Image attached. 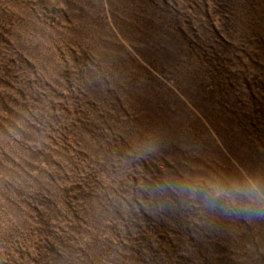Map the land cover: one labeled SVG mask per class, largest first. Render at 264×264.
Masks as SVG:
<instances>
[{"label": "rangeland", "instance_id": "374dc122", "mask_svg": "<svg viewBox=\"0 0 264 264\" xmlns=\"http://www.w3.org/2000/svg\"><path fill=\"white\" fill-rule=\"evenodd\" d=\"M250 181L264 0H0V264H264Z\"/></svg>", "mask_w": 264, "mask_h": 264}, {"label": "clouds", "instance_id": "9594fccd", "mask_svg": "<svg viewBox=\"0 0 264 264\" xmlns=\"http://www.w3.org/2000/svg\"><path fill=\"white\" fill-rule=\"evenodd\" d=\"M213 191L219 196L226 190L217 187ZM234 192L251 201L247 210L264 213V189L255 182L250 181L246 186L237 187Z\"/></svg>", "mask_w": 264, "mask_h": 264}]
</instances>
